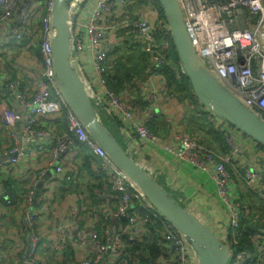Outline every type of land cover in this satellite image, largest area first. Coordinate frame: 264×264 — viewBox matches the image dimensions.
<instances>
[{
	"label": "built area",
	"instance_id": "2783aa9c",
	"mask_svg": "<svg viewBox=\"0 0 264 264\" xmlns=\"http://www.w3.org/2000/svg\"><path fill=\"white\" fill-rule=\"evenodd\" d=\"M177 1L203 67L264 121V0ZM53 2L0 0V264H196L189 240L153 207L70 110L53 65ZM67 23L69 60L97 116L114 120L123 144L143 168L145 155L160 150L168 163L208 176L213 191L204 196L212 216L197 211L207 227L226 238L228 264H264V227L254 229L241 251L231 248L245 223H264V215L244 203L251 197L264 205V148L197 101H186V115L204 118L225 150L206 146L195 129L160 142L151 130L154 115L139 116L127 88L117 94L109 87V76L124 58H117L122 49L145 58L146 73L137 81L145 109L168 96L165 71H173L177 79L184 76L159 9L142 6L140 0H70ZM82 154L92 158L107 199L98 208L102 203L88 206L79 195L66 212L64 233L48 190L37 183L53 168L55 183L77 187ZM31 159L43 168L32 167ZM10 214L18 218L19 231L4 251L11 242L4 233ZM41 226L49 229L40 234ZM25 235L27 251L20 244ZM148 243L155 249L152 260L148 252H131L132 246ZM139 253L145 261L136 258Z\"/></svg>",
	"mask_w": 264,
	"mask_h": 264
},
{
	"label": "water",
	"instance_id": "95a60500",
	"mask_svg": "<svg viewBox=\"0 0 264 264\" xmlns=\"http://www.w3.org/2000/svg\"><path fill=\"white\" fill-rule=\"evenodd\" d=\"M69 1L54 0L53 2L52 26L56 30V36L51 41V48L56 80L70 110L86 128L90 137L141 190L153 207L189 240L196 264H228L231 253L226 245V238H219L192 212L176 201L164 184L156 181L126 153L97 116L69 60L70 30L67 23ZM157 2L169 25L177 58L184 76L189 80L196 101L210 110L213 115L253 138L264 148V121L243 105L203 67L185 30L178 1L157 0ZM4 92L8 93V91ZM42 184L43 181L40 180L37 187L41 189Z\"/></svg>",
	"mask_w": 264,
	"mask_h": 264
},
{
	"label": "crops",
	"instance_id": "0c3cea01",
	"mask_svg": "<svg viewBox=\"0 0 264 264\" xmlns=\"http://www.w3.org/2000/svg\"><path fill=\"white\" fill-rule=\"evenodd\" d=\"M142 1L143 0H140L141 5L145 6L142 4ZM130 55H132L129 56L131 61L125 59V66L123 70H127V73L134 77V73H140L144 67V61L142 59L143 55L140 56L139 53H133ZM168 93L169 94L165 99L153 107L147 108L145 110L135 107L136 113H138L139 116L145 117V115L149 114L152 118L154 115L151 121V129L159 141L165 142L166 139H170L176 133H187V131L195 129V132L199 134L202 143L218 151H224L225 148L222 141L218 136L213 134L211 126L205 122V119L195 115L187 116L186 101L183 100L182 102H179L174 94H170V91H168ZM116 133H118V131H116ZM144 161V169L155 175L160 183L166 186L170 193L178 194V197H180L183 201H186L188 205L187 209L192 208L199 216L200 214L197 210H200L204 215L212 216L211 209L204 196L205 192L213 191L212 181L208 178V176L201 174L192 168H178L168 163L160 150L152 151L151 153L146 154ZM31 166L36 168L38 171L43 168V165L34 159H31ZM43 176V184L41 186L43 189H45V191L48 190L47 195L53 200L58 214L62 217L64 222V233H67L68 220L66 212L70 206L74 205L78 201V188H75L72 185L66 187L65 184H61V186L59 183H55V172L53 168L46 169V172ZM84 180L90 181L91 184H97V180H93L87 176ZM8 186V183H4V188L7 192L11 191ZM11 192L12 198L17 200V193L13 190ZM106 194V190H101L99 192L101 198L98 204H102L98 205V208L104 206L103 203L107 199ZM18 224L19 220L16 215L10 214L4 232L5 236L9 238V241H13L15 239L13 236L19 231ZM42 229L43 231H46L49 228H39L37 230L38 233H44ZM28 240L29 238L25 235L20 241V244L23 246L22 248L25 251L28 250ZM12 241L10 244H7V246L3 249L4 251H7V249L13 244ZM52 255L54 254L52 253ZM71 257V255L67 256V260L71 261Z\"/></svg>",
	"mask_w": 264,
	"mask_h": 264
},
{
	"label": "trees",
	"instance_id": "16d2710c",
	"mask_svg": "<svg viewBox=\"0 0 264 264\" xmlns=\"http://www.w3.org/2000/svg\"><path fill=\"white\" fill-rule=\"evenodd\" d=\"M142 4L145 6L151 5L155 6L159 9V13L161 17H163L162 11L159 8V4L157 0H143ZM174 51V56L177 57L175 49ZM142 56V55H141ZM144 60V67L141 70L140 73L135 74L134 72V77L132 75L130 76L127 73V70H123L124 67H116L114 72L112 73L111 76H109V87L115 92V93H120L121 91L124 92V90L127 88L129 90L130 97L133 101V103L136 105V107H139L141 110L145 109L147 104L144 101V99L140 96L138 92V84L137 81L143 78V76L146 73V65H145V58L142 57ZM175 73L171 70L165 71V86L167 87L168 91L171 92V89H174L175 91H184L186 92V95L190 97V100L193 102H196V98L194 97L189 80L185 76H181L179 79L175 77ZM181 87V89H180ZM187 99V98H186ZM100 120L102 121L103 125L106 127V129L110 132V134L117 140V142L122 146V148L126 151L128 155H130L132 158L131 152L125 147L123 144L120 136L116 131H118V127L115 122L110 120L107 117H101ZM152 130V129H151ZM218 138V137H217ZM220 139V138H219ZM221 140V139H220ZM223 143V142H222ZM224 146V144H223ZM225 148V146H224ZM79 172L81 175V181L80 185H78L75 188H78V194L82 197H84V200L87 204L94 205L98 204L100 201V195L99 192L101 190H106V184L102 180L101 177H99L98 173L95 172L93 160L90 156L88 155H83L80 158V164H79ZM147 171V170H146ZM148 172V171H147ZM156 181L160 183V181L155 177V175L151 174L148 172ZM89 177L93 180H97V184L93 183L91 184L90 181H85V177ZM99 183V185H98ZM161 184V183H160ZM82 190V191H81ZM12 191V190H11ZM8 191L7 193L12 197V192ZM172 194V193H171ZM178 194H172V197L176 199L184 208L187 209L188 205L186 201H183L180 197H178ZM244 203L249 207V209L254 212L258 213L260 215H264V205H258V202L254 201L251 197L248 198V200H245ZM91 209V207H90ZM190 212H192L199 220L203 222L201 217L192 209H188ZM264 227V223H245L244 230L241 231V235L239 238V242L237 245L232 246V250L235 251H241L245 245H249V235L253 234L254 229H258ZM147 246L144 247H139L137 245H134L131 247V252L136 254L139 251L141 252H148L150 257L148 260H152V256H155V249L151 244H146ZM138 260L145 261L144 257L139 253V255L136 257Z\"/></svg>",
	"mask_w": 264,
	"mask_h": 264
},
{
	"label": "rangeland",
	"instance_id": "374dc122",
	"mask_svg": "<svg viewBox=\"0 0 264 264\" xmlns=\"http://www.w3.org/2000/svg\"><path fill=\"white\" fill-rule=\"evenodd\" d=\"M129 56H132V55L128 54V51L127 50H124V49L120 50V53L117 55V58L124 57L119 62V66L120 67H124L125 66V59H128V60L131 61V59L129 58ZM140 56H141V54H140ZM180 89H181V87H180ZM170 94H174L175 97L177 98V100L179 102H182L183 100L184 101H188L189 103L190 102H193V101L190 100V97H188L186 95V92H184V91H175L174 89H171V93ZM65 185H66V187H69L70 186V185H67V184H65Z\"/></svg>",
	"mask_w": 264,
	"mask_h": 264
}]
</instances>
